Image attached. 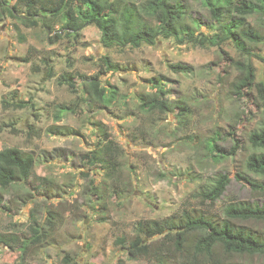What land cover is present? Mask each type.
<instances>
[{"label": "rangeland", "instance_id": "374dc122", "mask_svg": "<svg viewBox=\"0 0 264 264\" xmlns=\"http://www.w3.org/2000/svg\"><path fill=\"white\" fill-rule=\"evenodd\" d=\"M179 1L189 13L186 23L192 35H212L214 20L202 0ZM4 7L15 18L0 14V125L13 122L19 132L1 130L0 148L31 152L36 165L28 181L5 194L10 210L0 213V233L16 231L27 247L1 244L0 264H63L65 255L71 264H174L176 258L166 256L162 261L128 257L127 244L137 220L179 216L186 209L205 212L194 194L218 172L226 173L229 182L207 211L212 221L220 220L221 208L231 200H260L245 181L247 177L260 181L246 170L245 159L251 151L248 133L261 119L257 84L264 78L262 60L251 57L254 80L237 89L239 72L233 61L243 57L230 41L200 46L155 36L153 43L143 42L138 48H105L95 27L68 36L64 15L46 14L52 25L47 33L42 21L28 26L19 19L38 18L30 16L21 0H0V9ZM56 32L61 36L49 40ZM250 47L264 56V44ZM104 55L115 63L116 72L101 67ZM43 58L54 67L52 78L45 75ZM176 62L190 65L192 72L172 71L169 64ZM65 73L76 92L57 84V77ZM153 77L163 82L162 90L153 86ZM88 81L104 89L105 97L115 91L114 98L105 104L92 95L89 101ZM146 93L166 102L184 101L190 110L186 125L178 123L177 108L144 110ZM28 98L31 108H3L1 102ZM54 125L73 133L48 131ZM29 126L35 129L31 135ZM104 135L116 148L114 179L108 174L110 166L87 161L89 153L105 142ZM32 215L45 233L39 244L31 242ZM48 221L55 223L52 230ZM242 224L264 234V221ZM120 237L126 240L124 247L116 243ZM171 249L167 243L163 252ZM234 261L264 264L257 256Z\"/></svg>", "mask_w": 264, "mask_h": 264}, {"label": "trees", "instance_id": "16d2710c", "mask_svg": "<svg viewBox=\"0 0 264 264\" xmlns=\"http://www.w3.org/2000/svg\"><path fill=\"white\" fill-rule=\"evenodd\" d=\"M21 1L30 11L31 17L38 16L33 19L19 16V19L28 26H36L39 21H42L46 32V29H52L46 14H50L52 17L64 15L63 30H66V35L77 36L82 28L92 26L100 32V42L105 48H125L127 46L138 48L143 42L153 43L155 36L173 38L178 43L188 41L200 46L230 41L243 57L233 61L235 69L239 72L234 81L237 89L243 87L245 81L251 83L254 80L251 57L264 62V56L257 52L254 53L250 47L252 43L264 44V0H202L214 20V23L210 25L213 30L210 36L202 33L192 35L189 30L190 26L186 23L190 18L187 16L189 13L179 0ZM2 12H7L15 18L9 7L1 8L0 14ZM253 16L256 18L251 22L250 18ZM147 17L156 20L154 23H149ZM54 36H61V33L56 32L55 35L49 36V40H52ZM100 60L101 67L105 71L116 72L117 67L109 56L104 55ZM41 63L45 67V75L52 78L54 67L50 60L43 58ZM34 68L37 71L40 69L39 66ZM169 68L174 72L185 74L192 72V67L182 62L170 63ZM97 76L96 74L95 78ZM151 82L153 86L162 90L163 82H159L158 77H153ZM57 84L66 85L73 92L77 90L75 83L66 73L57 77ZM85 84L89 101L93 95L106 104L116 94L113 91L109 97H105L104 89L95 87L94 81H88ZM257 89L261 92V119L258 126L248 133L251 151L245 159V168L260 178V181L248 177L245 181L252 190L259 193L260 200H231L227 202L221 208L222 217L215 223L207 211L213 207L214 201L221 196L229 182V176L226 173L218 172L214 177L201 184L194 194L200 205L206 208L205 212L202 209L200 211L186 209L179 216L137 220L133 227V237L127 244V253L130 259L153 256L162 261L166 256L169 259L170 257L176 258L173 259L174 264H241L234 261L235 258L241 256H257L264 260V234L242 224L251 220L264 221V78L258 82ZM156 96V94L152 96L149 93L142 95L141 106L144 110L173 112L177 108L175 117L178 123L186 125L190 110L184 101L166 102L158 100ZM80 100L86 101L85 99ZM1 102L3 108L12 109L31 108L33 104L32 98L24 101L2 99ZM35 116L37 115L35 114ZM4 128H9L13 133L19 132L14 127V123L10 121L0 125V131ZM28 128V135L34 133L35 129L32 126ZM48 131L55 134L73 133L72 129H65L59 125L50 127ZM104 136L105 142L98 149L89 153L87 161L89 165L102 162V164L110 166L112 172L108 174L113 178L116 170L114 162L116 148L106 138V135ZM213 148L217 150L216 147L213 146ZM35 165L36 159L31 152L18 147L0 148V213L3 212L2 210H10L5 202V194L12 188H18L23 182L28 181L33 174ZM41 180L47 183L45 178ZM90 183L92 182L90 181ZM105 188L108 186L106 185ZM50 216L53 218L51 213ZM31 221L33 225L36 224L33 215ZM48 222V228L52 230L55 223ZM10 226L14 227L15 223L10 222ZM44 234L41 228L35 225L31 242L41 243ZM156 236H160L157 242L148 241ZM116 243L124 247L126 240L120 237L116 239ZM167 243H171L172 249L169 253H164L163 249ZM1 244L10 249L27 247L26 242L23 243L14 230L0 233ZM70 261V257L65 255L63 264H71Z\"/></svg>", "mask_w": 264, "mask_h": 264}, {"label": "water", "instance_id": "95a60500", "mask_svg": "<svg viewBox=\"0 0 264 264\" xmlns=\"http://www.w3.org/2000/svg\"><path fill=\"white\" fill-rule=\"evenodd\" d=\"M46 32H47V33H49V30H48V29H46Z\"/></svg>", "mask_w": 264, "mask_h": 264}]
</instances>
